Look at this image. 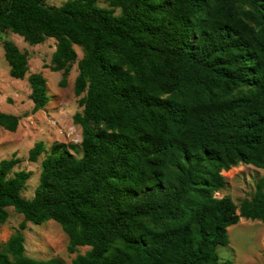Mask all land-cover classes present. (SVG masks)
<instances>
[{
    "label": "trees",
    "instance_id": "obj_1",
    "mask_svg": "<svg viewBox=\"0 0 264 264\" xmlns=\"http://www.w3.org/2000/svg\"><path fill=\"white\" fill-rule=\"evenodd\" d=\"M6 32L30 46L54 39L51 63L65 75L74 47L84 56L74 81L81 157L74 145L53 146L29 200L31 173L11 177L20 160L0 161V224L9 208L23 218L0 264H64L25 256L26 224L48 221L68 237L69 255L89 249L71 264H232L218 256L228 229L264 223V176L238 207L215 197L223 172L264 171V0H0ZM2 49L9 77L22 81L27 54L8 40ZM28 84L38 112L46 80L32 74ZM18 122L0 112L4 131ZM44 152L37 143L27 160Z\"/></svg>",
    "mask_w": 264,
    "mask_h": 264
},
{
    "label": "rangeland",
    "instance_id": "obj_2",
    "mask_svg": "<svg viewBox=\"0 0 264 264\" xmlns=\"http://www.w3.org/2000/svg\"><path fill=\"white\" fill-rule=\"evenodd\" d=\"M68 0H44L46 6L61 7ZM102 8L110 9L107 4L99 2ZM115 15H120L115 10ZM13 42L17 48L28 56V73L22 81L9 77V67L4 60L2 42ZM56 42L48 39L41 45L30 46L21 38L10 32L0 34V112L19 118L18 127L14 133L0 128V161L12 157L20 160L11 171L12 177L16 172L31 173L22 196L32 199L39 183L40 165L43 159L51 153L53 146L61 145L64 148L74 145L78 153H70L81 157L79 143L81 129L73 123V116L81 113L79 105L81 97L74 94V81L78 75L77 62L84 53L81 48L74 47L76 62L69 65L68 73L54 71L51 58L55 52ZM40 74L46 80L49 103L40 111L33 112V104L29 100L30 87L28 77ZM65 79V85L61 81ZM43 143L45 152L40 155L36 163H30L29 151L37 143ZM225 178V188L216 193V198L229 197L235 206L253 195L254 186L264 176V171L250 166L238 165L228 172L222 173ZM8 219L0 224V251H5L7 241L17 232L23 218L7 209ZM237 214L239 212L237 211ZM230 230V231H229ZM227 232L229 244L218 248L221 262L229 261L232 264H264V223L240 219ZM24 238L25 256L35 260L58 259L64 264L71 262L78 255H84L89 249L78 248L76 253L67 252L68 237L61 227L52 221L39 226L26 224L21 232Z\"/></svg>",
    "mask_w": 264,
    "mask_h": 264
},
{
    "label": "bare ground",
    "instance_id": "obj_3",
    "mask_svg": "<svg viewBox=\"0 0 264 264\" xmlns=\"http://www.w3.org/2000/svg\"><path fill=\"white\" fill-rule=\"evenodd\" d=\"M229 231H230V230H229ZM229 231H228V232H229Z\"/></svg>",
    "mask_w": 264,
    "mask_h": 264
}]
</instances>
